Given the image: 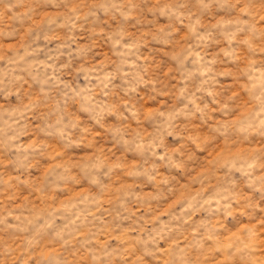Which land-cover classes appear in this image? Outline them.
Listing matches in <instances>:
<instances>
[{"label": "rangeland", "instance_id": "rangeland-1", "mask_svg": "<svg viewBox=\"0 0 264 264\" xmlns=\"http://www.w3.org/2000/svg\"><path fill=\"white\" fill-rule=\"evenodd\" d=\"M5 75L0 264H264V0H0Z\"/></svg>", "mask_w": 264, "mask_h": 264}, {"label": "clouds", "instance_id": "clouds-1", "mask_svg": "<svg viewBox=\"0 0 264 264\" xmlns=\"http://www.w3.org/2000/svg\"><path fill=\"white\" fill-rule=\"evenodd\" d=\"M44 2H51V0H44ZM13 63H15V62L13 61ZM15 70H16L15 68L12 69V71H15ZM6 79H7L6 75L0 76V85H4Z\"/></svg>", "mask_w": 264, "mask_h": 264}]
</instances>
